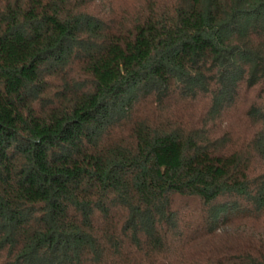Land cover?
<instances>
[{"label": "trees", "instance_id": "16d2710c", "mask_svg": "<svg viewBox=\"0 0 264 264\" xmlns=\"http://www.w3.org/2000/svg\"><path fill=\"white\" fill-rule=\"evenodd\" d=\"M113 3L0 0V264H264V0Z\"/></svg>", "mask_w": 264, "mask_h": 264}, {"label": "rangeland", "instance_id": "374dc122", "mask_svg": "<svg viewBox=\"0 0 264 264\" xmlns=\"http://www.w3.org/2000/svg\"><path fill=\"white\" fill-rule=\"evenodd\" d=\"M140 0H114L113 8L115 13L118 12H130L136 10V8L140 5ZM238 117V114L232 118V120H229L227 122L228 127L231 129H234L233 135H237V133H240L242 131H245L249 128V125L246 123L241 122ZM238 136V135H237ZM239 137V136H238Z\"/></svg>", "mask_w": 264, "mask_h": 264}]
</instances>
